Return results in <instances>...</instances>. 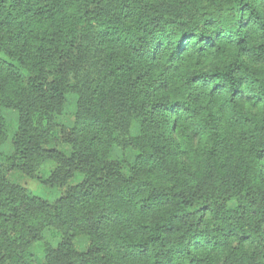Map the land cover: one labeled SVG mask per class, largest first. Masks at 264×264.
<instances>
[{"label":"trees","instance_id":"trees-1","mask_svg":"<svg viewBox=\"0 0 264 264\" xmlns=\"http://www.w3.org/2000/svg\"><path fill=\"white\" fill-rule=\"evenodd\" d=\"M3 109L0 264H264V0H0Z\"/></svg>","mask_w":264,"mask_h":264},{"label":"rangeland","instance_id":"rangeland-1","mask_svg":"<svg viewBox=\"0 0 264 264\" xmlns=\"http://www.w3.org/2000/svg\"><path fill=\"white\" fill-rule=\"evenodd\" d=\"M76 100L77 97L75 95H68L66 98V103L64 107V117L62 121L70 126L73 121V114L76 108ZM3 116L10 124V134L6 141L0 145V153L3 154H10L12 152V145H11V137L12 134L16 131L17 124H18V113L13 109H3ZM115 156L118 157L119 155H126V157H131V152L126 151L125 153L123 150L116 149ZM53 164L50 162L44 163L40 169L38 170L36 175H20L19 173H12L11 178L16 180L21 185L25 186L27 192L32 196H37L42 199L47 200L48 202H53L61 193L57 188L50 187L49 185L45 184V180L48 178L51 168ZM233 205V203H230ZM76 243L80 247V249H85L87 242L84 237L76 238ZM49 243L52 246L57 244V240L51 235L48 229H44L42 231V240L36 243L33 247V254L38 258L41 259L43 257V243Z\"/></svg>","mask_w":264,"mask_h":264}]
</instances>
